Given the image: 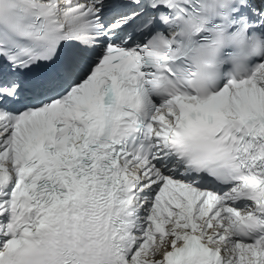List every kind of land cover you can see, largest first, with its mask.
I'll return each instance as SVG.
<instances>
[{"label": "snow or ice", "instance_id": "6c2138e0", "mask_svg": "<svg viewBox=\"0 0 264 264\" xmlns=\"http://www.w3.org/2000/svg\"><path fill=\"white\" fill-rule=\"evenodd\" d=\"M0 264H264V0H0Z\"/></svg>", "mask_w": 264, "mask_h": 264}, {"label": "clouds", "instance_id": "9594fccd", "mask_svg": "<svg viewBox=\"0 0 264 264\" xmlns=\"http://www.w3.org/2000/svg\"><path fill=\"white\" fill-rule=\"evenodd\" d=\"M252 58H253V56H251V55L246 56L247 60H251Z\"/></svg>", "mask_w": 264, "mask_h": 264}]
</instances>
